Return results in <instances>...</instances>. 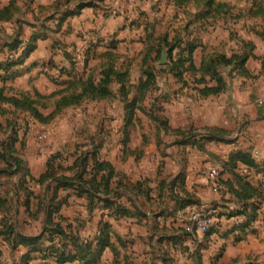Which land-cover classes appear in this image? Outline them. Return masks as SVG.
I'll list each match as a JSON object with an SVG mask.
<instances>
[{
  "label": "clouds",
  "instance_id": "9594fccd",
  "mask_svg": "<svg viewBox=\"0 0 264 264\" xmlns=\"http://www.w3.org/2000/svg\"><path fill=\"white\" fill-rule=\"evenodd\" d=\"M0 264H264V0H0Z\"/></svg>",
  "mask_w": 264,
  "mask_h": 264
}]
</instances>
